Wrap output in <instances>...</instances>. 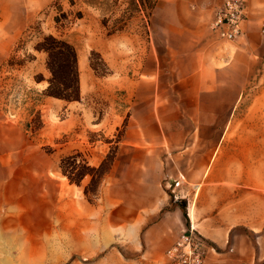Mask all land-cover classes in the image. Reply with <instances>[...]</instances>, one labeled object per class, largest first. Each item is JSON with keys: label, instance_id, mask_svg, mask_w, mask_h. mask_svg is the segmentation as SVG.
Wrapping results in <instances>:
<instances>
[{"label": "crops", "instance_id": "obj_1", "mask_svg": "<svg viewBox=\"0 0 264 264\" xmlns=\"http://www.w3.org/2000/svg\"><path fill=\"white\" fill-rule=\"evenodd\" d=\"M53 1L0 0V57ZM223 1L152 7L160 46L146 53L145 89L133 101L146 166L111 167L134 190L137 239L131 253L95 264H166L190 227L211 247L203 264H264V0H242L246 19L232 42L212 29ZM105 248L89 239L95 255Z\"/></svg>", "mask_w": 264, "mask_h": 264}, {"label": "rangeland", "instance_id": "obj_2", "mask_svg": "<svg viewBox=\"0 0 264 264\" xmlns=\"http://www.w3.org/2000/svg\"><path fill=\"white\" fill-rule=\"evenodd\" d=\"M155 2L54 0L1 55L0 264H95L116 249L132 252L138 232L129 209L134 190L120 186L110 170L89 203L83 194L88 179L70 184L59 162L79 151L91 166L112 154V166H146V141L134 138L139 128L133 101L145 89L146 53L160 46L152 26ZM47 35L76 49L79 101L42 95L46 55L33 46ZM29 55L34 59L20 67L7 65L11 57ZM39 74L45 80L36 83ZM31 109L40 111L43 122L37 133L24 128ZM80 226L87 227L86 237L80 238ZM89 239L104 252L88 250Z\"/></svg>", "mask_w": 264, "mask_h": 264}, {"label": "trees", "instance_id": "obj_3", "mask_svg": "<svg viewBox=\"0 0 264 264\" xmlns=\"http://www.w3.org/2000/svg\"><path fill=\"white\" fill-rule=\"evenodd\" d=\"M33 51L46 55L45 67L49 77L45 80L42 75H36V83L46 81L47 86L42 91V95L66 103L76 102L80 99V83L78 57L74 46L68 41L57 38L53 35L42 37L34 46ZM96 55L92 53V56ZM34 56L29 55L24 59L16 60L11 57L7 61L9 67L22 66L26 60L32 61ZM92 69L97 73L98 67L92 63ZM43 122L39 110L28 111L24 128L26 131L37 133L41 130ZM114 154L107 155L98 166H91L82 152L76 151L60 159L59 169L61 174L70 184L80 186L82 181L88 179L87 185L83 189V194L89 203H92L90 194L97 196L98 188L104 177L110 172Z\"/></svg>", "mask_w": 264, "mask_h": 264}, {"label": "built area", "instance_id": "obj_4", "mask_svg": "<svg viewBox=\"0 0 264 264\" xmlns=\"http://www.w3.org/2000/svg\"><path fill=\"white\" fill-rule=\"evenodd\" d=\"M246 7L242 0H224L216 10L212 29L221 40L232 42L242 34ZM211 247L190 227L166 251V264H203Z\"/></svg>", "mask_w": 264, "mask_h": 264}]
</instances>
